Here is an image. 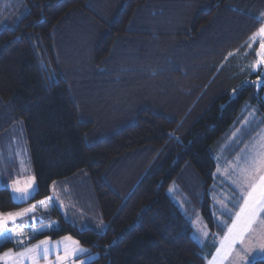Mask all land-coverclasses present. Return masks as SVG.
I'll use <instances>...</instances> for the list:
<instances>
[{"label": "trees", "instance_id": "1", "mask_svg": "<svg viewBox=\"0 0 264 264\" xmlns=\"http://www.w3.org/2000/svg\"><path fill=\"white\" fill-rule=\"evenodd\" d=\"M263 15L264 0H0V136L23 124L37 182L25 202L0 187V212L87 171L106 223L80 230L46 201L40 220L0 238V254L68 235L86 264H207L238 205L224 223L213 216L215 156L242 148L238 126L246 138L264 126L250 39ZM245 105L262 123L242 124ZM174 181L203 200L183 199L181 212ZM199 211L204 245L192 236Z\"/></svg>", "mask_w": 264, "mask_h": 264}, {"label": "rangeland", "instance_id": "2", "mask_svg": "<svg viewBox=\"0 0 264 264\" xmlns=\"http://www.w3.org/2000/svg\"><path fill=\"white\" fill-rule=\"evenodd\" d=\"M262 18L263 23L260 28L264 26V15ZM258 30L254 34L258 33ZM255 42H258V50L260 38L257 37ZM256 59L252 64L253 69L256 71L263 70L264 72V65H261L258 68L254 67ZM248 105L250 104L248 103ZM243 111L244 121L242 124H246L252 119H256V124L262 123L259 106L250 108L245 105ZM17 128L18 129H15L13 127L9 130L8 133L6 132V136H0V187L7 186L12 189L13 183L17 180L20 181V186L22 187L24 186L25 181L34 178V185L36 191L37 182L34 175V167L30 149L26 140V132L23 124L22 126H18ZM261 131H264V126L261 128ZM231 149L232 150H230V153L222 151L215 156L217 163L216 178L214 184L212 185L210 190H208L209 196L212 201L213 216L220 223H224L223 215L232 212V208L235 206V204L238 202L239 198L245 191V186L242 185L243 176L241 174V170L243 169V167L239 163V159L235 157V149ZM229 155L231 157H229ZM84 174L86 176H83ZM240 176L241 178H239ZM65 182L66 180L55 181L51 185L50 195L51 197H54L55 201L57 202L56 205L62 207V212L65 218L69 220V222L80 228V230H83L85 228H91L96 232H103L106 229V223L103 219L98 198L97 196H95L96 194H93L92 196L91 191L93 192L94 190H92V181L88 172H80L79 175H77L76 178H74V180L70 182L71 185L67 188L63 186V183ZM194 182L197 183L198 181L195 179ZM11 192L12 197L18 195L17 193H13V190ZM168 194L171 197L172 202L179 207L181 212L185 211V204L190 203L192 201V198H198L199 195L202 200L204 198V192H202V190H197V192L195 191L193 193V196H186L182 194L181 187L176 181H174L169 187ZM183 199H186V203H183ZM15 201L25 202L20 200ZM31 205H33V203L28 204L20 208L19 210L11 212H0V214L18 212L24 208L30 207ZM39 213L40 212H38V210L36 209L34 216H40ZM30 222L31 221L29 220V217L25 216L23 218H18L15 224L10 222L8 228H12L17 223L27 225ZM192 225L194 228L192 236L201 245L206 244L210 237V229L206 224L203 216L200 214V211L198 212V215L196 216ZM205 231L207 232V235L204 234ZM66 237L71 236L66 235L55 240L49 238L42 239L48 241V244L51 246V253L48 256L47 260L40 258L38 264H86L89 260L93 258L92 255H85L88 250L82 245H80L75 238L71 237V240H65ZM42 240H39L28 247L38 245ZM73 241L78 242V244H73ZM76 247L83 248L84 250H86L78 255L81 257L75 259L76 256L69 255L66 260L59 262L57 261V255L64 256L65 248H68L69 251H71L73 248ZM22 250L12 251L14 253H18ZM248 250H251L253 254L248 255ZM8 251L9 250L1 253L0 257H3V254ZM229 257V264H249V262L250 264H252L254 260L264 258V252H256L255 249L249 248L246 249V252L244 253V255H242L243 259H238L239 257H237L234 253H232ZM14 260L15 258L0 259V264H14ZM223 261H219V264H222ZM19 264H32V262L30 259H21L19 261Z\"/></svg>", "mask_w": 264, "mask_h": 264}, {"label": "snow or ice", "instance_id": "3", "mask_svg": "<svg viewBox=\"0 0 264 264\" xmlns=\"http://www.w3.org/2000/svg\"><path fill=\"white\" fill-rule=\"evenodd\" d=\"M260 38L259 49L256 51V63L254 67L264 65V26H262L258 33L251 37V41L254 43ZM252 44H249V48ZM231 55V53H230ZM243 176L242 185L245 186L246 194L242 196L243 203L240 205L239 211L235 213V219L232 220L231 225L228 227L223 239L221 240L220 247L217 248V256L214 257L212 264H217V261H223L227 259L235 249L236 245L243 246L246 239L253 233V224L261 213H264V155L253 156L251 161L247 164L246 168L241 170ZM13 193H17L13 197L14 200L27 201L32 197L35 191L34 178H31L24 182V186H20V181L17 180L12 185ZM171 191V190H170ZM46 201H51L52 206L55 207L57 202L54 197H46L44 200L38 201L36 204L31 205L28 208H24L21 211L7 214H0V238L11 239V230L8 228L9 223L15 224L18 218L25 216L29 217L32 223L36 222L34 213L37 208H45ZM38 231V230H33ZM207 235V232L204 233ZM65 240H71V237H66ZM251 243L252 241L249 240ZM73 244L78 242L73 241ZM85 250L83 248H73L69 251L68 248L64 249V256L57 255V261H63L68 258L69 255L78 256ZM256 252H264V238H260ZM51 253V246L48 241L42 240L38 245L33 247H25L22 251L14 253L12 250L3 254L0 259H13L14 264H19L21 259L31 260L32 264H38L40 258L45 260ZM253 252L248 250V255H252ZM243 259V257H242ZM250 264V262H249Z\"/></svg>", "mask_w": 264, "mask_h": 264}, {"label": "crops", "instance_id": "4", "mask_svg": "<svg viewBox=\"0 0 264 264\" xmlns=\"http://www.w3.org/2000/svg\"><path fill=\"white\" fill-rule=\"evenodd\" d=\"M263 99H264V95H263ZM230 139H233L232 143L234 142L235 139H237L240 143H243L242 148L239 151L235 152L236 153L235 157L239 159V163L242 165L243 168L247 167V164L251 161L253 156H256L258 154L264 155V131L253 132L249 137L246 138L244 135V131L243 129H241V125H240L234 130ZM20 177H25V176H20ZM239 178H241V176ZM9 189L10 191H12L10 187ZM245 194H246V191L243 192L240 199L238 200L237 202L238 205L233 213L232 220L235 219V213L239 211L240 205L243 203L242 196ZM60 208L62 209V207ZM41 217L42 215L40 216L37 215L36 221L40 220ZM232 220L227 225L225 233L227 232L228 227L231 225ZM224 235L219 239L216 250L214 254L212 255V257L208 260L207 264H212L214 257L217 256V248L220 247V243ZM260 238H264V213H261L260 216L257 218L256 222L253 224V233L246 239L245 244L243 246L237 244L232 253H234L237 257H239L238 259L240 258L242 259V255H244V253L246 252V249H249V248L256 249L258 247ZM249 240H251L252 242L250 243ZM79 257L80 256H76L75 259ZM229 261H230V257L225 259L222 262V264H229L230 263ZM217 264H219V260L217 261Z\"/></svg>", "mask_w": 264, "mask_h": 264}]
</instances>
